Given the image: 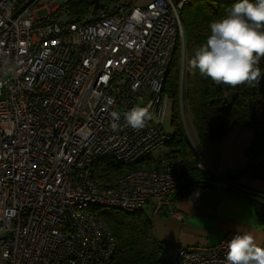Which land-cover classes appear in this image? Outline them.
Returning <instances> with one entry per match:
<instances>
[{
	"label": "built area",
	"instance_id": "obj_1",
	"mask_svg": "<svg viewBox=\"0 0 264 264\" xmlns=\"http://www.w3.org/2000/svg\"><path fill=\"white\" fill-rule=\"evenodd\" d=\"M65 1L0 0V264H112L116 240L92 205L135 210L153 201L183 220L168 198L178 187L175 173L94 172L107 161L135 165L163 145L171 97H157L154 86L181 0H134L72 21L60 17ZM145 106L152 118L133 129L125 114ZM198 165L217 178L210 185L257 193ZM238 233L208 250L167 248L163 259L226 264L227 243Z\"/></svg>",
	"mask_w": 264,
	"mask_h": 264
},
{
	"label": "trees",
	"instance_id": "obj_2",
	"mask_svg": "<svg viewBox=\"0 0 264 264\" xmlns=\"http://www.w3.org/2000/svg\"><path fill=\"white\" fill-rule=\"evenodd\" d=\"M90 1L94 4L93 0ZM101 1L106 4L104 0ZM235 2L236 0H189L184 5L181 14L188 55L186 100L193 128L201 143L208 139H222L235 126H246L254 130L252 144L245 151L246 166L234 174L229 173L227 177L233 181L239 178L264 181V58L259 63L261 78L255 87L248 84L236 87L217 85L191 66L195 52L206 43L210 35V24L225 17ZM87 4L88 0L68 2L65 9L72 17L68 21L80 19L76 14L83 8L86 9ZM94 11L93 14H96L98 10L95 8ZM181 56L182 45L179 42L165 81V90L171 97L174 126L172 139L164 144L166 151L157 157L151 156V153L129 167L116 161L96 164L94 172L97 177L113 178L139 168L168 170L177 175L180 194H190L196 187H208L211 181L217 179L211 171L199 167L198 150L195 144L192 145L181 117ZM239 192L253 199L258 219L264 224V199L254 198L256 196L253 193ZM90 212L103 220L116 240L117 251L112 264H166L163 253L168 246L157 241L153 221L144 209L126 210L92 205ZM259 246L264 247V242Z\"/></svg>",
	"mask_w": 264,
	"mask_h": 264
},
{
	"label": "crops",
	"instance_id": "obj_3",
	"mask_svg": "<svg viewBox=\"0 0 264 264\" xmlns=\"http://www.w3.org/2000/svg\"><path fill=\"white\" fill-rule=\"evenodd\" d=\"M144 1L147 3L150 0ZM193 131L191 139H195L193 142L198 150L199 160L208 163L214 170L229 175L246 166L245 151L254 137L252 128L235 126L222 139H208L202 143L194 128ZM230 180L233 181L231 178ZM233 182L240 188L257 192L254 198L264 199V181L239 178ZM195 189H202L197 198L192 197L191 193L180 194L178 188L168 196L183 214V220L171 217L165 209L155 210L153 201L144 204V210L153 221L157 241L167 244L168 248L212 245L229 231H250L258 245L263 244L264 224L258 219L252 198L233 189L215 185H210L207 189L196 187L193 190Z\"/></svg>",
	"mask_w": 264,
	"mask_h": 264
},
{
	"label": "clouds",
	"instance_id": "obj_4",
	"mask_svg": "<svg viewBox=\"0 0 264 264\" xmlns=\"http://www.w3.org/2000/svg\"><path fill=\"white\" fill-rule=\"evenodd\" d=\"M264 58V0H236L228 14L210 24V35L191 60V66L217 85L255 87ZM113 120H119L117 112ZM149 107H134L125 114L133 129L150 120ZM226 264H264V247L250 231L234 235L227 243Z\"/></svg>",
	"mask_w": 264,
	"mask_h": 264
},
{
	"label": "bare ground",
	"instance_id": "obj_5",
	"mask_svg": "<svg viewBox=\"0 0 264 264\" xmlns=\"http://www.w3.org/2000/svg\"><path fill=\"white\" fill-rule=\"evenodd\" d=\"M188 1L189 0H181L180 9L176 14H174V25L171 27V36L169 39L168 51L165 53L163 62L161 63V66L158 72L157 83L154 86V95H157V97H164V94L167 92L165 90V81H166L170 66L174 58L176 46L178 42L180 41L182 45V58H181V66H180V90H179L180 113H181L182 119L186 120L187 131L189 129L188 123H187V118H188L189 113L186 112V109H188L189 111V106H188V102L185 101V96L187 94L188 58L186 57L187 55L185 56V52H184L185 44L182 43L184 41L185 36H184V30H183V25H182L181 13H182V9L184 5ZM169 104H170V101H168V104L165 106L164 123H165V117L167 115ZM165 132H166V139H163V145L172 139V133H169L167 131ZM189 133L190 131H188V134ZM148 155H149V151H144V158H146ZM200 249L208 250L209 245H200ZM176 250H183V246L176 247Z\"/></svg>",
	"mask_w": 264,
	"mask_h": 264
},
{
	"label": "rangeland",
	"instance_id": "obj_6",
	"mask_svg": "<svg viewBox=\"0 0 264 264\" xmlns=\"http://www.w3.org/2000/svg\"><path fill=\"white\" fill-rule=\"evenodd\" d=\"M70 1H75V0H66L62 4V6L64 8L61 7L62 10L59 11V12H61L60 13V17L62 18V20H70L72 18L71 15L69 13H67V11L65 9V6ZM104 1L106 3L107 7L111 8V7L116 6L119 3H129V2H132L134 0H104ZM66 2H67V4H66ZM88 2H89V4L86 5V9L83 8L81 11H79L76 14V16H79L80 18L91 19V17L94 15L93 13L95 12L94 11L95 7H94V4L91 3L90 0H88ZM136 3L139 4V5H144L146 3V1H144V0H136ZM44 13H46L45 10H41V11L38 12L39 16H42ZM183 30H184V26H183ZM182 43H184L186 45V39H185V37H184V41ZM180 44H181V42H180ZM176 49H177V46H176ZM175 52H176V50H175ZM184 52H185V56H186L187 55L186 47L184 49ZM174 56H175V53H174ZM183 56H184V54H183ZM186 57L188 58V55ZM181 58H182V56H181ZM185 101H187L186 100V96H185ZM172 112H173V110H172V102L170 100V104H169V107H168V110H167V115L165 117V123H164V129H165V131H167L169 133H173V131H174V126L172 124ZM186 112L189 113L188 118H187V123H188V128H189L188 131H190V133H189L190 135L189 136L192 137V135L194 133L193 128H192V122H191L192 121V116L190 114V110L188 111V109H186ZM193 141L195 142V139H193V140L191 139L192 145L195 144ZM166 149H167L166 146L162 145V146L156 148L152 152L151 156L157 157V156H159L161 154V152L166 151ZM137 209H144V204L142 206L138 207Z\"/></svg>",
	"mask_w": 264,
	"mask_h": 264
},
{
	"label": "water",
	"instance_id": "obj_7",
	"mask_svg": "<svg viewBox=\"0 0 264 264\" xmlns=\"http://www.w3.org/2000/svg\"><path fill=\"white\" fill-rule=\"evenodd\" d=\"M96 9H103L105 4L101 0H93Z\"/></svg>",
	"mask_w": 264,
	"mask_h": 264
}]
</instances>
